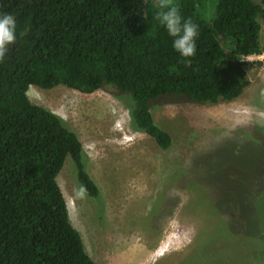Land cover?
Returning <instances> with one entry per match:
<instances>
[{
    "label": "trees",
    "instance_id": "trees-1",
    "mask_svg": "<svg viewBox=\"0 0 264 264\" xmlns=\"http://www.w3.org/2000/svg\"><path fill=\"white\" fill-rule=\"evenodd\" d=\"M199 25L197 52L181 57L155 20L159 0H0L18 39L0 61V264H97L73 225L58 175L70 157L81 186L100 190L76 131L34 103L31 85L128 93L131 126L163 149L173 143L151 101L182 95L217 103L250 84L241 55L260 53L264 0H172Z\"/></svg>",
    "mask_w": 264,
    "mask_h": 264
},
{
    "label": "rangeland",
    "instance_id": "rangeland-1",
    "mask_svg": "<svg viewBox=\"0 0 264 264\" xmlns=\"http://www.w3.org/2000/svg\"><path fill=\"white\" fill-rule=\"evenodd\" d=\"M247 71L250 84L230 101L152 100L168 149L132 128L128 93L30 86L32 102L83 143L99 197L70 157L58 182L97 264H264V64Z\"/></svg>",
    "mask_w": 264,
    "mask_h": 264
},
{
    "label": "clouds",
    "instance_id": "clouds-1",
    "mask_svg": "<svg viewBox=\"0 0 264 264\" xmlns=\"http://www.w3.org/2000/svg\"><path fill=\"white\" fill-rule=\"evenodd\" d=\"M154 18L171 38L174 51L184 58L196 55L199 25L185 19L177 4L172 0H159V10ZM17 28V21L13 14L0 12V61L6 57L9 47L16 43Z\"/></svg>",
    "mask_w": 264,
    "mask_h": 264
},
{
    "label": "built area",
    "instance_id": "built-area-1",
    "mask_svg": "<svg viewBox=\"0 0 264 264\" xmlns=\"http://www.w3.org/2000/svg\"><path fill=\"white\" fill-rule=\"evenodd\" d=\"M240 60L244 62H248L252 65L254 64L256 65L259 63L264 64V49L260 53H251L248 55H241Z\"/></svg>",
    "mask_w": 264,
    "mask_h": 264
},
{
    "label": "crops",
    "instance_id": "crops-1",
    "mask_svg": "<svg viewBox=\"0 0 264 264\" xmlns=\"http://www.w3.org/2000/svg\"><path fill=\"white\" fill-rule=\"evenodd\" d=\"M261 22V21H260ZM261 26H262V28H261V42H262V44H264V30H263V25H262V23H261ZM247 75H248V71H247ZM249 79V78H248Z\"/></svg>",
    "mask_w": 264,
    "mask_h": 264
}]
</instances>
